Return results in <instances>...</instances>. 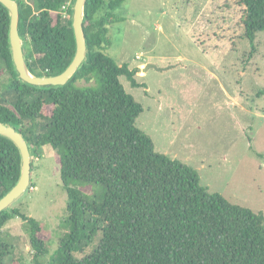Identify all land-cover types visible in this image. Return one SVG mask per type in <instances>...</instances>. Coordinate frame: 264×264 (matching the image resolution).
<instances>
[{"label": "trees", "instance_id": "obj_1", "mask_svg": "<svg viewBox=\"0 0 264 264\" xmlns=\"http://www.w3.org/2000/svg\"><path fill=\"white\" fill-rule=\"evenodd\" d=\"M126 1L87 0V59L63 86H36L19 78L9 10L0 3V121L23 133L33 156L44 145L57 153L71 226L44 263L48 247L40 221L18 207L3 210L0 264L13 250L3 229L14 215L24 221L36 264H264V214L209 192L193 168L157 152L153 139L136 126L144 108L120 78L143 85L137 80L140 67L103 52L113 43L110 24ZM237 1L245 7V35L254 44L264 31V0ZM18 2L29 69L36 75L62 72L76 51L75 0ZM20 173L19 148L0 134V198ZM75 182L103 189L89 195L71 185Z\"/></svg>", "mask_w": 264, "mask_h": 264}, {"label": "rangeland", "instance_id": "obj_2", "mask_svg": "<svg viewBox=\"0 0 264 264\" xmlns=\"http://www.w3.org/2000/svg\"><path fill=\"white\" fill-rule=\"evenodd\" d=\"M244 16L237 0H127L103 52L140 67L143 85L120 79L143 105L135 124L155 150L193 168L209 192L264 214V31L252 44ZM71 185L89 195L103 189ZM67 203L57 153L44 145L32 155L29 188L11 205L40 221L44 263L71 231ZM3 230L13 244L6 264H36L22 218L14 215Z\"/></svg>", "mask_w": 264, "mask_h": 264}, {"label": "water", "instance_id": "obj_3", "mask_svg": "<svg viewBox=\"0 0 264 264\" xmlns=\"http://www.w3.org/2000/svg\"><path fill=\"white\" fill-rule=\"evenodd\" d=\"M87 0H75L72 14L76 51L71 63L60 73L36 75L29 69L24 43L19 30L20 6L18 0H0L10 14L9 41L15 69L19 78L36 86H63L87 59L88 46L84 32L85 6ZM153 65H147L145 70ZM0 134L12 139L21 154V173L18 181L0 198V213L10 208L29 188L32 172L31 147L23 133L15 126L0 121Z\"/></svg>", "mask_w": 264, "mask_h": 264}]
</instances>
